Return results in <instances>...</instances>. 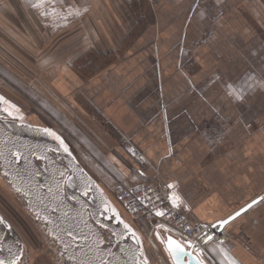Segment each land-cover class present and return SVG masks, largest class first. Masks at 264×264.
Returning <instances> with one entry per match:
<instances>
[{"label":"crops","instance_id":"crops-1","mask_svg":"<svg viewBox=\"0 0 264 264\" xmlns=\"http://www.w3.org/2000/svg\"><path fill=\"white\" fill-rule=\"evenodd\" d=\"M38 3L0 0V61L41 70L32 83L63 108L99 210L143 243L117 182L159 178L173 206L210 224L264 194V0ZM222 121L211 151L196 130ZM224 229L208 264H264V199Z\"/></svg>","mask_w":264,"mask_h":264},{"label":"flooded vegetation","instance_id":"flooded-vegetation-1","mask_svg":"<svg viewBox=\"0 0 264 264\" xmlns=\"http://www.w3.org/2000/svg\"><path fill=\"white\" fill-rule=\"evenodd\" d=\"M5 101L0 102V121L11 123V127L0 128L1 168L15 182L16 190L26 192L30 197L33 194L45 197L48 204L50 197H57L59 205L51 213L68 217L82 225L76 229V234L69 231H61L60 234L66 238L86 239L77 250V254L88 262L86 264H142L144 258H147V264H152L144 252L143 243L136 240V234L133 235L120 227L108 211L99 212L95 206L97 199L91 190V179L84 173L64 135L36 119L35 114L30 115L13 107L7 98ZM45 129L59 136L67 145L68 152H65L60 141ZM83 184L88 188L82 189ZM82 197L89 200L90 209L77 206ZM35 206L37 207V203ZM0 217L3 218L4 224V229H0V260L9 264L13 261L11 250L18 240L20 250L16 258L19 257L21 240L14 226L1 212ZM97 223L102 229L100 233L96 228ZM12 231L19 239L14 238ZM105 234H112L114 240L103 239ZM98 240L101 241L96 243Z\"/></svg>","mask_w":264,"mask_h":264},{"label":"rangeland","instance_id":"rangeland-1","mask_svg":"<svg viewBox=\"0 0 264 264\" xmlns=\"http://www.w3.org/2000/svg\"><path fill=\"white\" fill-rule=\"evenodd\" d=\"M26 63L28 62L19 63L22 67L17 68L16 63L14 64L9 59L0 61V94L7 98L16 108L22 109L30 115L35 114L36 119L43 121L64 135L63 131H65V128L62 122H64L65 117L63 119L60 113L63 108L59 109L58 101L44 93L41 85L32 83V77L37 76L38 72L40 74L41 70L39 68H26ZM59 115L62 117H59ZM229 124L227 121H222L221 129L218 131L215 128L213 129L212 126L206 129L199 127L196 133L207 140L212 151L215 144L225 138L227 139L228 131L231 127ZM0 157H2L1 147ZM59 202L57 197H50L49 210H55ZM35 204L26 192L16 190L15 182L2 170L0 159V212L14 226L21 240V251L15 264L88 263L77 254L80 244L86 239L66 238L57 232L52 226V221L37 209ZM134 222L141 231V235L144 238V252L152 264H172L162 242L165 231L161 228L152 230L153 221L152 224L147 223V225L144 219ZM100 232H102V229ZM103 237V239L109 241L114 240L112 234H105ZM100 241L98 240L96 243ZM204 260L207 264L213 263L212 258L211 260L204 258Z\"/></svg>","mask_w":264,"mask_h":264},{"label":"built area","instance_id":"built-area-1","mask_svg":"<svg viewBox=\"0 0 264 264\" xmlns=\"http://www.w3.org/2000/svg\"><path fill=\"white\" fill-rule=\"evenodd\" d=\"M111 192L132 220H152V230L161 228L167 231L187 243L203 259L211 260L206 250L209 244L222 243L229 237L224 228L193 220L186 212L173 206L169 201V190L159 178L128 185L117 182ZM158 212L163 215H157Z\"/></svg>","mask_w":264,"mask_h":264},{"label":"water","instance_id":"water-1","mask_svg":"<svg viewBox=\"0 0 264 264\" xmlns=\"http://www.w3.org/2000/svg\"><path fill=\"white\" fill-rule=\"evenodd\" d=\"M9 127H11V123L0 121V128L1 129H6ZM81 188L85 190L88 187H87V185L83 184ZM91 190L94 192L95 195L97 193H99L97 186L94 184V182L92 180H91ZM99 195H100V193H99ZM261 197H264V194L262 196L255 198L254 200L260 201ZM31 200L33 203H37L38 209L52 221V226L57 232L60 233L61 231H69V232H73L75 234L78 233V231L76 229L80 228V226H82V225L78 224V222H74V221L68 219V217H62V216L60 217L57 214H52L51 211L47 208L48 203H47V200L45 197H42V196L39 197V196L33 194V196L31 197ZM252 201L248 202L247 204H245L244 206H242L241 208H239L238 210H236L235 212H233L229 216H235V213L240 212L241 209L247 208V205L251 204ZM77 206H79L83 209L85 207H88L90 209L91 203L89 202V200L82 197L81 201L79 202V205H77ZM98 210H99V208H98ZM241 213H243V212H240V214ZM228 217H226L222 220H226V219H228ZM236 217L237 216H235V218ZM222 220H219L218 222L213 224V226H218L219 229H223L225 225L221 226L219 223ZM230 221H232V220H230ZM119 226L121 227V224ZM0 229H2V230L4 229L3 223H0ZM77 235H80V234H77ZM13 236H14V238H18L17 234L15 232H13ZM169 237H171L173 240L184 245V247L186 249L185 252L179 254L178 258H174L172 255H170V253L168 251L166 241L168 240ZM162 242H163L164 249H165L167 255L169 256L172 264H177V260L179 261V264H198L199 261H203V264H207L198 252L194 251L187 243H185L182 240L174 237L173 235H171L167 231H165V233H164V239ZM19 250H20V242L18 240L17 244L14 246V248L11 250V253H10L12 260L16 259V256H17V253L19 252Z\"/></svg>","mask_w":264,"mask_h":264},{"label":"snow or ice","instance_id":"snow-or-ice-1","mask_svg":"<svg viewBox=\"0 0 264 264\" xmlns=\"http://www.w3.org/2000/svg\"><path fill=\"white\" fill-rule=\"evenodd\" d=\"M42 3H43V0H39V3L37 5H34V6L39 7ZM233 94H235L238 99L241 98L238 93L234 92V90H233ZM0 102H6L5 98L3 96H0ZM13 107H15V106L13 105ZM5 111H7V109H5ZM45 131L49 132L50 135H53L58 141H60V144L63 146L64 151L68 152L67 145L64 144L63 140H61V138L59 136H57L54 132H51L48 129H45ZM169 187L171 188L174 186L169 185ZM172 199H173V203L175 204L176 201L179 199V197L176 196L175 194H173ZM261 199H264V197H261ZM256 203H258V201L253 200L251 204L247 205V208H251ZM247 208L241 209L240 212L246 211ZM240 212L235 213V216H239ZM157 215H163V213L158 212ZM235 216H229L228 219L220 221L219 222L220 225L223 226V225L228 224L230 220L235 219ZM2 222H3V218L0 217V223H2ZM125 227L127 228L128 226L125 225ZM133 235H135V233H133ZM209 239H211V237H209ZM188 243L191 244V241H189ZM166 244H167L168 251H169L170 255H172L174 258H178L179 254L185 252V250H186L184 245L173 240L171 237L168 238V240L166 241ZM0 264H5V261L0 260ZM9 264H15V260L10 261ZM142 264H147V258H144V260L142 261ZM177 264H179L178 260H177ZM198 264H203V261H199Z\"/></svg>","mask_w":264,"mask_h":264},{"label":"bare ground","instance_id":"bare-ground-1","mask_svg":"<svg viewBox=\"0 0 264 264\" xmlns=\"http://www.w3.org/2000/svg\"><path fill=\"white\" fill-rule=\"evenodd\" d=\"M226 231V230H225ZM206 262V261H205ZM207 263V262H206Z\"/></svg>","mask_w":264,"mask_h":264}]
</instances>
